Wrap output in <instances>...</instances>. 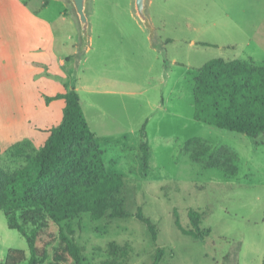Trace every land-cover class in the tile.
<instances>
[{"label":"rangeland","instance_id":"rangeland-1","mask_svg":"<svg viewBox=\"0 0 264 264\" xmlns=\"http://www.w3.org/2000/svg\"><path fill=\"white\" fill-rule=\"evenodd\" d=\"M64 1L72 13L66 0H51L47 10L59 12ZM87 2L92 46L71 62L73 68L67 66V82H94L102 90L81 94L106 170L123 175L126 210L132 214L140 208L155 224L157 239L135 216L93 220L83 213L72 223L84 264H153L158 249V264H263L264 135L220 129L192 115L197 69L211 58H233L245 49L190 40L212 41L216 34L230 38L233 21L244 27L248 20L264 31V0H151L146 13L158 51L150 54L144 53L139 27L147 39L148 32L132 14V0ZM69 25L68 19L62 23L65 29ZM145 122L149 157L143 171L139 144ZM191 137L213 151L222 146L233 151L236 174L227 177L193 160L184 149ZM6 149L0 153L1 166L13 169L23 163ZM190 208L203 213L201 227L210 228L204 238L175 225L176 213L180 225L191 228ZM8 248L29 255L26 239L7 226L0 212V263Z\"/></svg>","mask_w":264,"mask_h":264},{"label":"trees","instance_id":"trees-1","mask_svg":"<svg viewBox=\"0 0 264 264\" xmlns=\"http://www.w3.org/2000/svg\"><path fill=\"white\" fill-rule=\"evenodd\" d=\"M192 94L195 121L251 137L264 135V65L211 58L197 69ZM58 98L65 101L62 118L49 129L43 145L36 148L29 139H22L5 150L23 163L13 169L0 165V212L7 226L26 239L29 255L9 248L0 264H84L83 247L75 241L72 223L83 213L93 220L135 216L152 240L157 239L155 224L140 208L132 214L126 210L123 175L106 170L103 149L76 89L67 87L45 100ZM145 124L140 128L139 144L143 171L149 157ZM184 149L204 168L221 169L227 177L236 174V163L231 164L236 155L225 146L213 151L200 138L191 137ZM187 216L190 229L180 225L175 213L174 222L181 232L193 238L209 234L210 228L201 227L203 213L190 208ZM160 254L158 249L153 264H158Z\"/></svg>","mask_w":264,"mask_h":264},{"label":"crops","instance_id":"crops-1","mask_svg":"<svg viewBox=\"0 0 264 264\" xmlns=\"http://www.w3.org/2000/svg\"><path fill=\"white\" fill-rule=\"evenodd\" d=\"M43 1L0 0V148L2 151L22 139H29L36 148L43 145L49 129L61 121L65 104L62 98L47 103L45 97L63 93L67 87H74L78 92L85 117L95 134L81 93L84 91L86 94H96L102 90L94 82L85 86L80 82H77L80 85L75 86L67 82L69 73L71 74L67 66L73 68L79 55L91 49L90 26L88 43L80 51L79 25L75 23L77 18L72 5L66 0L72 13L69 12L64 1L63 9L52 14L47 10L51 0H47L46 4H43ZM150 1L147 0V4ZM132 14L136 15L135 10ZM65 19L71 24L69 29L62 26ZM247 21L244 27L233 21L231 28L234 32L231 31V37L225 39L226 36L216 34L217 22L213 19L214 33L217 36L214 34L212 41L191 39L190 44L206 43L219 46L221 43L226 46L241 47V50H245L229 59L264 65V31L249 22L247 24ZM143 30V27H139L140 37L145 38L146 43L141 42L145 48L144 53L157 52V46L149 39V33L147 39ZM221 40L225 41L222 43ZM117 55L123 57L120 52H117ZM73 61L74 64H71ZM105 91L116 90L105 89Z\"/></svg>","mask_w":264,"mask_h":264},{"label":"water","instance_id":"water-1","mask_svg":"<svg viewBox=\"0 0 264 264\" xmlns=\"http://www.w3.org/2000/svg\"><path fill=\"white\" fill-rule=\"evenodd\" d=\"M67 1L72 5L78 21L79 34L81 38V44L79 46V50L82 51L88 43V35H89V19L87 14L88 2L87 0H67ZM133 6L137 17L142 22L144 27L147 29L149 33V37L153 41L154 28L146 13L147 0H133Z\"/></svg>","mask_w":264,"mask_h":264}]
</instances>
